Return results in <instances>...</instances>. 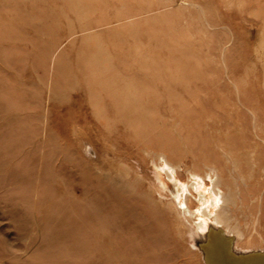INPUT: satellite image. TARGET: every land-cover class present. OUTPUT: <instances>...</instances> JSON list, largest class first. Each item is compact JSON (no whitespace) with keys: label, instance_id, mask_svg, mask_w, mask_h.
I'll return each mask as SVG.
<instances>
[{"label":"rangeland","instance_id":"obj_1","mask_svg":"<svg viewBox=\"0 0 264 264\" xmlns=\"http://www.w3.org/2000/svg\"><path fill=\"white\" fill-rule=\"evenodd\" d=\"M161 157L230 196L209 255ZM0 264H264V0H0Z\"/></svg>","mask_w":264,"mask_h":264},{"label":"bare ground","instance_id":"obj_2","mask_svg":"<svg viewBox=\"0 0 264 264\" xmlns=\"http://www.w3.org/2000/svg\"><path fill=\"white\" fill-rule=\"evenodd\" d=\"M123 98L124 100L127 99L125 107L124 103H119L115 97L113 99L111 98L112 100L110 101L112 110L119 115L121 120L124 121L126 117L121 116V114H124L123 112L129 111L126 109L130 108L132 97L130 98L129 96L124 95ZM160 159L163 167H159L154 161H152L151 164L156 168V178L158 181H161L172 195V198L170 197V199H168L167 204L177 215L182 217L183 221L186 223H189L190 218L194 214V209L196 208L195 213L197 214L198 221L194 224V226H192L194 229L190 235L193 238L192 240L201 246L205 244H212L211 236L215 235L219 228L223 236H229L228 228H226L224 225V221L223 218H221L220 213L223 210V203L226 201H231V199L230 196L222 190V187H224L222 180L220 178L219 180L211 169H209V173H206L205 175H200L197 171L192 170V172L190 170L191 172H189V175L192 177V182L184 184L179 180L178 175L176 174L177 172L175 165H173L169 160L163 159L162 157ZM204 177L209 179V187L205 184ZM165 178L166 181H164ZM159 188L164 190V188L160 186ZM192 190L197 194V202L200 203L199 206L194 208H191L188 198V196H191Z\"/></svg>","mask_w":264,"mask_h":264},{"label":"water","instance_id":"obj_3","mask_svg":"<svg viewBox=\"0 0 264 264\" xmlns=\"http://www.w3.org/2000/svg\"><path fill=\"white\" fill-rule=\"evenodd\" d=\"M212 238H213V236H211ZM214 239V238H213ZM213 244L211 245V244H209V246L207 245V246H205L206 247V251H207V254L209 255L210 254V251H212V249H213Z\"/></svg>","mask_w":264,"mask_h":264}]
</instances>
